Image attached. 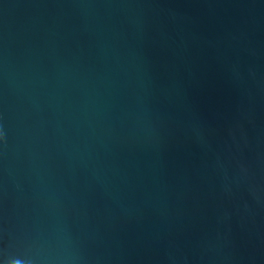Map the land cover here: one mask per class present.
Returning <instances> with one entry per match:
<instances>
[{
	"label": "water",
	"instance_id": "1",
	"mask_svg": "<svg viewBox=\"0 0 264 264\" xmlns=\"http://www.w3.org/2000/svg\"><path fill=\"white\" fill-rule=\"evenodd\" d=\"M0 264H264V0H0Z\"/></svg>",
	"mask_w": 264,
	"mask_h": 264
}]
</instances>
